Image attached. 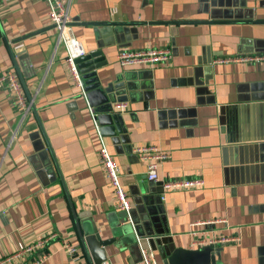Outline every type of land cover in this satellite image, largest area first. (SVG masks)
I'll use <instances>...</instances> for the list:
<instances>
[{
    "label": "crops",
    "instance_id": "1",
    "mask_svg": "<svg viewBox=\"0 0 264 264\" xmlns=\"http://www.w3.org/2000/svg\"><path fill=\"white\" fill-rule=\"evenodd\" d=\"M64 1L84 52L102 51L96 71L113 105H128L116 110V134L101 135L131 209L117 206L96 115L47 1L0 0V74L14 70L31 102L24 113L0 88V264H27L34 255H14L50 236V255L38 264H76L63 240L89 264L78 227L111 238L126 216L160 264L171 246L197 248L193 230L240 238L215 245V264H264V60L239 59L264 55V0ZM157 47L170 48L168 62L118 60L122 50ZM141 145L169 155L158 181L133 151ZM175 178L204 184L163 190L161 182ZM219 218L226 222L202 223ZM105 249L103 264H145L137 237Z\"/></svg>",
    "mask_w": 264,
    "mask_h": 264
},
{
    "label": "built area",
    "instance_id": "2",
    "mask_svg": "<svg viewBox=\"0 0 264 264\" xmlns=\"http://www.w3.org/2000/svg\"><path fill=\"white\" fill-rule=\"evenodd\" d=\"M49 5L48 18L54 24L55 28L59 32L60 40L64 42L67 50V63L70 71L73 74L74 80L78 86L82 87L81 76L78 71L75 60L85 54L81 43L72 34V19L70 16V4L64 0H46ZM172 57V52L169 47H157L148 49H137V50H122L118 54V60L121 65H132L135 63H164L168 62ZM241 60H264V55H255L239 58ZM231 60L229 58L219 59V61ZM233 60V59H232ZM5 87L12 94L15 103L18 108L24 113H28L31 110V102L27 100L23 85L14 70H6L0 74V88ZM127 103L116 102L114 104V109L123 110L127 107ZM97 132L100 137L101 146L99 148L101 164L104 167L112 185L115 189V195L117 199V206L121 210H126L127 212L131 209V202L127 197V193L120 181V170L119 165L114 159V156L109 151L107 144L104 142L100 127L95 123ZM134 153L142 160H148L147 166V178L152 181L159 180L158 167L161 161L167 159L169 155L161 151L155 145H141L134 148ZM162 183L163 190L176 189V188H188L203 185V180L201 178H175V179H165ZM130 218V217H129ZM226 220L224 218H219L215 220H208L202 223L204 224H214L216 222H222ZM193 235L195 238L193 240V245L197 248L203 247L207 244H225L230 242H236L240 238L237 236H225L221 235L219 237L207 238L206 233L202 231L193 230ZM201 233V234H200ZM53 239V236L45 237L38 241L34 245L27 246L20 251H18L14 257L24 256L26 254L34 255L29 260L27 264H38L41 261L47 259L50 255L49 252L45 251L44 248L48 242ZM137 243L140 247L142 260L145 264H160L156 257L155 251L147 245H144L141 237L137 236ZM62 246L66 252L70 255L71 259L75 261L76 264H87L81 262V249L70 243L68 240L62 241ZM35 253V254H34ZM37 253V254H36Z\"/></svg>",
    "mask_w": 264,
    "mask_h": 264
},
{
    "label": "water",
    "instance_id": "3",
    "mask_svg": "<svg viewBox=\"0 0 264 264\" xmlns=\"http://www.w3.org/2000/svg\"><path fill=\"white\" fill-rule=\"evenodd\" d=\"M101 50L90 51L79 56L75 63L82 73V91L88 106L96 115L95 119L100 126L103 135L116 134V124L120 121V114L114 110L112 89L104 87L96 71L105 65ZM92 81H86L87 78ZM22 83H24L22 81ZM24 85V84H23ZM25 87V85H24ZM36 111V109H35ZM49 142V141H48ZM51 150V145L49 143ZM52 151V150H51ZM54 159L55 156L53 155ZM56 161V160H55ZM57 163V162H56ZM62 174H60L61 176ZM62 181L63 178L61 177ZM64 184V181H63ZM65 185V184H64ZM130 219V218H129ZM126 216L114 229V236L102 239L99 233H87L86 235L78 227L82 248L88 258L89 264H103L107 259L105 247L117 242H131L137 236H143L141 226L129 220ZM147 232V231H146ZM152 235V232H147ZM133 235V237H131ZM217 246L207 244L200 248H186L171 246L170 250L163 254L161 264H215L217 260Z\"/></svg>",
    "mask_w": 264,
    "mask_h": 264
},
{
    "label": "rangeland",
    "instance_id": "4",
    "mask_svg": "<svg viewBox=\"0 0 264 264\" xmlns=\"http://www.w3.org/2000/svg\"><path fill=\"white\" fill-rule=\"evenodd\" d=\"M131 237H133V235Z\"/></svg>",
    "mask_w": 264,
    "mask_h": 264
}]
</instances>
